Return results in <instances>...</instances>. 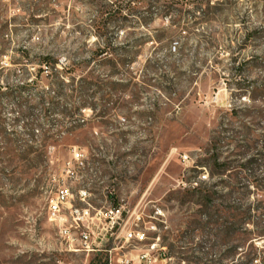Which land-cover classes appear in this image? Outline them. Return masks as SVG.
Returning a JSON list of instances; mask_svg holds the SVG:
<instances>
[{"label": "rangeland", "instance_id": "374dc122", "mask_svg": "<svg viewBox=\"0 0 264 264\" xmlns=\"http://www.w3.org/2000/svg\"><path fill=\"white\" fill-rule=\"evenodd\" d=\"M122 258L264 264V0H0V264Z\"/></svg>", "mask_w": 264, "mask_h": 264}, {"label": "built area", "instance_id": "2783aa9c", "mask_svg": "<svg viewBox=\"0 0 264 264\" xmlns=\"http://www.w3.org/2000/svg\"><path fill=\"white\" fill-rule=\"evenodd\" d=\"M67 195H68V190L66 188L62 187V188H59L57 190L55 197L52 198L49 202V206H48L49 219L56 220L58 222L63 219V217L60 215V213H61L62 205L67 198ZM70 215L74 221L81 220L85 216L88 215V210L87 209L80 210V209L74 208L70 211ZM115 217H116V219H118L120 217V209L118 207L117 208H110L108 211L105 212V218H108L109 223H110L109 230H111L114 227L113 223L115 222ZM64 221H65V219H64ZM123 237L125 240H129L130 238L134 237V233L131 231H127V232H125V234H123ZM135 237L140 241H142L146 238V236L143 232H137ZM81 238L83 241H87L88 234L82 233ZM150 247H151L150 249H154L153 245H151ZM147 255H148V251L142 253L140 255L139 261L145 259L147 257ZM119 261L121 264H129L131 261V258H122Z\"/></svg>", "mask_w": 264, "mask_h": 264}, {"label": "trees", "instance_id": "16d2710c", "mask_svg": "<svg viewBox=\"0 0 264 264\" xmlns=\"http://www.w3.org/2000/svg\"><path fill=\"white\" fill-rule=\"evenodd\" d=\"M118 206L117 205H114V208H117Z\"/></svg>", "mask_w": 264, "mask_h": 264}]
</instances>
